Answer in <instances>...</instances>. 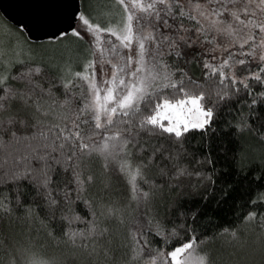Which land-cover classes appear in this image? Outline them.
Here are the masks:
<instances>
[{
  "label": "snow or ice",
  "instance_id": "6c2138e0",
  "mask_svg": "<svg viewBox=\"0 0 264 264\" xmlns=\"http://www.w3.org/2000/svg\"><path fill=\"white\" fill-rule=\"evenodd\" d=\"M18 7L19 19L0 12V149L15 146L0 156V222L22 233L0 264H264V155L250 210L207 211L234 187L217 192L223 173L255 163L248 136L264 142V0ZM69 35L78 59L46 55ZM217 239L226 261L206 246Z\"/></svg>",
  "mask_w": 264,
  "mask_h": 264
},
{
  "label": "trees",
  "instance_id": "16d2710c",
  "mask_svg": "<svg viewBox=\"0 0 264 264\" xmlns=\"http://www.w3.org/2000/svg\"><path fill=\"white\" fill-rule=\"evenodd\" d=\"M85 1V0H84ZM26 36V34H25ZM26 38H28L26 36ZM59 60H68V57H62ZM76 60V59H75ZM192 71L194 75H199L200 69L199 67L193 63ZM243 99V97H241ZM226 116L223 111L220 112L218 116L217 123L218 125L222 123V120L225 119ZM216 135L217 139H222L219 137V134ZM201 140V136L198 132L192 133L185 142V148H188L194 155H198L202 153L203 149L199 147V142ZM264 142L257 140L254 137L248 136L245 141V147L249 151L251 156L256 157L255 163L249 168L248 174L244 175L241 173L237 177V173L235 169L230 168L228 172L223 173L221 179L217 180V192L220 191L223 183H232L234 187L229 191L227 197L220 201H216L213 199L210 203L211 206L207 209L208 212L214 214V217H219L221 221L227 222H235V217L237 215H242L246 211L250 210L249 199L251 198L253 192L256 189V183L252 178V172L258 171L260 167V157L264 155V152L261 151V145ZM15 150V146H10L8 149H0V156L4 155L5 152L12 153ZM216 155L215 151L213 152ZM187 159V158H186ZM189 163L194 164V160L189 159ZM220 165L223 168L224 160L220 159ZM184 181L189 179L195 180V177H183ZM260 184L264 186V176L261 177ZM175 191V189H173ZM127 188L121 187L117 191L118 196L127 195ZM167 196V193H165ZM123 202V201H122ZM23 227H27L26 225ZM211 232V228H209V233ZM22 233V226L18 222H9L7 219L0 222V252L6 250L5 246L11 245L15 239L19 238V235ZM33 235H36L35 230H33ZM259 233L255 227H250L248 234V242L253 243L257 240ZM41 243H45L44 239L41 238ZM48 246L51 247V243H48ZM207 247H210L213 250V255L217 256L221 259V261H226L228 259V255L231 252V248L223 242V240H209Z\"/></svg>",
  "mask_w": 264,
  "mask_h": 264
},
{
  "label": "rangeland",
  "instance_id": "374dc122",
  "mask_svg": "<svg viewBox=\"0 0 264 264\" xmlns=\"http://www.w3.org/2000/svg\"><path fill=\"white\" fill-rule=\"evenodd\" d=\"M93 3L98 6V9L103 12L107 10V5L110 3V0H93ZM89 4V0L84 1L85 7H87ZM25 39L26 36H24ZM34 42H41L43 40H31ZM49 52L46 55H50L57 59L59 61L62 57H68L70 60H75L79 58V53L83 50L84 45L83 42H80L79 44L76 41V38L69 35L66 39H62L58 44L56 45H48ZM192 69V65L190 66ZM193 73V71H192ZM194 75V74H193Z\"/></svg>",
  "mask_w": 264,
  "mask_h": 264
},
{
  "label": "water",
  "instance_id": "95a60500",
  "mask_svg": "<svg viewBox=\"0 0 264 264\" xmlns=\"http://www.w3.org/2000/svg\"><path fill=\"white\" fill-rule=\"evenodd\" d=\"M23 2V0H0V12H3L7 14L9 17H15L16 19L20 18V9L19 5ZM26 36L30 40H44V37L33 33L31 37H29L28 33H26Z\"/></svg>",
  "mask_w": 264,
  "mask_h": 264
},
{
  "label": "bare ground",
  "instance_id": "6f19581e",
  "mask_svg": "<svg viewBox=\"0 0 264 264\" xmlns=\"http://www.w3.org/2000/svg\"><path fill=\"white\" fill-rule=\"evenodd\" d=\"M26 34V33H25Z\"/></svg>",
  "mask_w": 264,
  "mask_h": 264
}]
</instances>
